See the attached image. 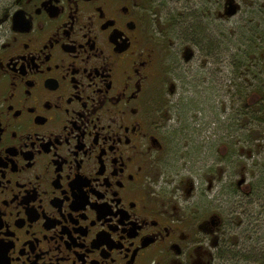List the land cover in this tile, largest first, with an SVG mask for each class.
<instances>
[{"label":"flooded vegetation","instance_id":"af4514ba","mask_svg":"<svg viewBox=\"0 0 264 264\" xmlns=\"http://www.w3.org/2000/svg\"><path fill=\"white\" fill-rule=\"evenodd\" d=\"M162 1L0 0V264L257 261L219 206L224 171L163 174L176 89L154 85L191 0Z\"/></svg>","mask_w":264,"mask_h":264},{"label":"rangeland","instance_id":"374dc122","mask_svg":"<svg viewBox=\"0 0 264 264\" xmlns=\"http://www.w3.org/2000/svg\"><path fill=\"white\" fill-rule=\"evenodd\" d=\"M162 3L177 11L181 2ZM225 3L188 1L187 15L168 29L172 74L166 72L154 85L176 89L167 98L172 129L163 174L174 181L199 178L213 163L224 171L219 206L226 223L241 226L236 232L248 248L244 258L264 264V0H235L238 13L220 18ZM186 40L192 50L188 60L182 56ZM242 166L252 194L241 199L239 193L242 204L230 214L236 204L229 182L239 178Z\"/></svg>","mask_w":264,"mask_h":264},{"label":"water","instance_id":"95a60500","mask_svg":"<svg viewBox=\"0 0 264 264\" xmlns=\"http://www.w3.org/2000/svg\"><path fill=\"white\" fill-rule=\"evenodd\" d=\"M238 4L235 3V0H226L225 3V8L224 11L225 13L223 14L225 17L233 16L235 15L238 11ZM190 58V55L186 56L185 60H188Z\"/></svg>","mask_w":264,"mask_h":264}]
</instances>
